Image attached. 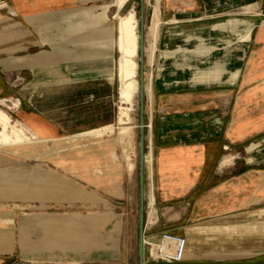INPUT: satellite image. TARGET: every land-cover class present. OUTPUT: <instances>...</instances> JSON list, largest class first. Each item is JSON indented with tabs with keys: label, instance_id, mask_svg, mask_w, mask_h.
Masks as SVG:
<instances>
[{
	"label": "crops",
	"instance_id": "crops-1",
	"mask_svg": "<svg viewBox=\"0 0 264 264\" xmlns=\"http://www.w3.org/2000/svg\"><path fill=\"white\" fill-rule=\"evenodd\" d=\"M0 1L12 11L0 8L2 59L42 45L41 17L80 7L95 8L106 0ZM114 1L105 9L115 7L117 18L119 8ZM188 1L187 8L181 0L163 2L164 19L176 23V29L167 30L176 46L166 47L175 50L208 45L221 49L168 57L164 53L165 68L154 88L153 112H147L148 142L151 131L155 152L153 180L159 218L153 226L147 225L146 238L162 235L171 247L176 236L186 237L180 243L183 259L159 264H264V0ZM231 13L248 16L217 21ZM250 27L254 29L248 43H237L236 51L226 48L228 40L237 41ZM116 38L112 36L110 45L103 46L109 50L105 55L89 53L90 57L66 74L30 82L23 89V101L14 98L13 106L5 109L3 105V109L10 113L8 109L18 108V123L30 134L45 138L116 124L119 81L117 58L112 54L117 50ZM111 137L103 139L110 141ZM115 150L119 155V149ZM106 167L107 161L105 166L96 162L93 186H115L110 181V167ZM122 173L123 194L109 192L117 203L128 202L133 189L134 173ZM6 213L10 216L0 214V241L5 229L14 230L15 213ZM243 213L248 214L245 220L215 222ZM61 217L51 214L40 218L50 238L31 243L21 236L25 253L32 249L37 254L58 256L29 259L30 263H91L86 255L110 248V241L122 231L121 220L110 215L92 213L86 220L78 219L77 214ZM73 218L79 225L65 227ZM32 220L22 218L21 228ZM88 224L94 227L89 230ZM155 225L156 233L147 235ZM102 227H106L105 233ZM1 248L12 250L14 243L7 248L0 244ZM126 250L120 244L118 251L103 258L115 259V254L120 258ZM148 254L146 246L147 264ZM24 261L13 264H26ZM123 263L128 264L126 260ZM0 264H5L3 257Z\"/></svg>",
	"mask_w": 264,
	"mask_h": 264
},
{
	"label": "rangeland",
	"instance_id": "rangeland-1",
	"mask_svg": "<svg viewBox=\"0 0 264 264\" xmlns=\"http://www.w3.org/2000/svg\"><path fill=\"white\" fill-rule=\"evenodd\" d=\"M111 1L114 0L101 2L95 8L80 7L41 17L42 22L40 29L43 35L42 45L30 52L14 54L0 59V106L2 107L4 105L5 109H7L5 106L12 107L14 98H19L23 101V89L29 85L30 82L50 79L60 73L66 74L71 68L75 69L79 61H83L90 57L91 54L89 53L101 56L108 53L109 50L104 49L103 46L110 45L112 36L114 38L117 37L116 27L119 21L118 18L114 17L116 12L115 7L110 6L107 10L105 9V6ZM145 1V26L147 29L152 11V4L155 0ZM163 2L164 0H161L162 16L164 15ZM181 2L184 8H187L189 1L181 0ZM141 5L142 0H130L121 11L122 14L126 15L130 10L134 9L139 17V32ZM0 8H4L7 12H12L9 5L5 2L0 1ZM178 11L179 9H177L176 13ZM180 11H182V9ZM69 15L72 16L68 19L67 16ZM246 16L248 15L231 13L229 16L221 17L217 21L231 17L245 18ZM162 18L163 23L156 63L153 67L152 76L150 77L149 73H146V82L151 78L153 98L154 88L159 84V81L162 80V74L164 73L165 66L162 61L164 53L166 49H168L166 46H176V42H173L167 34L169 28L176 29V23H169L168 21L171 18L169 20H165L164 16ZM180 29L181 28H177V30ZM242 49L247 52L246 46ZM162 50L165 51L163 52ZM112 54L115 58L119 56L116 49L112 51ZM139 60L140 56L138 58V61ZM135 109L137 114L136 121L138 124L136 128L137 166L133 172L134 179L133 189L130 194L131 197L130 199L128 198L129 201L126 203L114 202L109 192L106 191V188L102 189L92 184L96 162L97 165L100 164L101 166H105L107 161L108 167H111V160L103 153V149L100 146L98 147L99 144H94L92 145L93 147L90 146V150H81L77 153H73L71 157H51L49 159L40 160L34 158L28 159L15 153L0 150V197L2 195L4 196V199H0V214L9 217L10 215L6 212L15 213L14 230L5 229L4 240L0 241V244H3V248H7L14 243V249L12 250L0 249V251H4V254L0 255V257L5 259V264H13L19 261L23 262L24 260H28V262L24 261L26 264H35V262L30 263L29 259L39 261L43 258L54 259L58 257L57 254H54L52 257L49 256V253L37 254L34 253L32 249L27 250V253H25L21 248L20 241L22 237L25 241L31 243L41 238H50L47 228H44L43 222L41 223V217L56 214L67 218L68 215L77 214L80 216L78 219L86 220L92 213L110 215L115 219L121 220L122 231L119 234L117 233L113 242L112 240L110 241L111 245L113 243L110 248L94 250L92 255H86V258H89L88 260L93 262H85L83 264H124L123 262L125 260L128 264H139L140 104L138 99L135 102ZM146 109L150 114L153 112V110ZM8 111L11 113L9 114L12 116L13 120L18 123V108L8 109ZM148 113H146L147 129L149 124L147 119ZM115 134L112 135L111 140L114 138ZM30 135L33 137H41L40 134L36 133H31ZM82 141L87 142L86 140ZM108 142L109 141L103 140V143ZM48 145L52 147L53 143L50 142ZM111 148L119 149L118 152L121 157L119 145H113ZM115 153H117L116 150ZM115 161L119 162L117 159H115ZM32 166H34L35 169L33 172L29 169V167ZM22 218H33L34 220L29 223V226L21 228ZM77 224L79 225V222L74 221L73 218L71 222H66L64 225H67L65 227H71ZM86 227L90 230L94 226L88 224ZM157 227L158 225H155L154 228L148 230L147 235L156 233L155 229ZM105 228L106 227H102L104 233ZM56 235H59V233ZM105 235L107 236V234ZM119 243L122 247L127 249L126 253L120 258L116 257L117 255L115 254V259H108V261L104 260L105 258L103 257L105 254L110 251H118ZM111 256L113 257V254H111L110 257ZM64 258L68 257L64 256ZM148 261V264H159L162 262L151 256H149Z\"/></svg>",
	"mask_w": 264,
	"mask_h": 264
},
{
	"label": "bare ground",
	"instance_id": "bare-ground-1",
	"mask_svg": "<svg viewBox=\"0 0 264 264\" xmlns=\"http://www.w3.org/2000/svg\"><path fill=\"white\" fill-rule=\"evenodd\" d=\"M129 2L130 0H116L119 8V12L117 13V18L119 21L117 24L116 38L117 51L119 53L117 58V78L119 81L117 98V123L106 125L98 129H91L85 132L69 134L60 137H33L23 126H20L17 122H15L12 116L0 106V150L15 153L28 159L34 158L40 160L49 159L51 157H71L73 153H77L81 150H90V146L93 147L92 145L99 144L98 147L100 146L103 149V153L106 154V156L111 160V167L109 170L111 176L110 181L113 182V185H115L106 188V191L116 195L123 194L121 187L122 172L125 170L127 173L132 174L137 166L136 128L138 124L136 121L137 114L135 109V102L137 99L139 100L140 104V63L138 61L140 50L139 17L137 16L134 9L130 10L126 15L120 12ZM162 17L161 0H155L152 4L150 20L146 29L147 65L145 72V90L148 99V107L146 104V108L151 111L153 109V89L152 82L150 80L151 78H149V80L146 82V73H149L151 77L153 73V67L156 63L163 23ZM252 32L253 27H250L246 30V32L238 36L237 41L228 40L226 48L228 50L236 51V44L249 42ZM218 49L220 48L208 45H200L195 49H167L165 51V56L168 57L171 54L181 53H210ZM114 134L115 136L112 140H110L108 143H103V138L105 135L112 136ZM82 140H86L87 142H83ZM50 142L53 143L52 147H49L48 145ZM116 144L119 145L121 149V157L118 155V153H115V149L111 148V146ZM154 153L152 132L150 131L149 147L147 149L146 155V174L148 185V190L146 187V229L147 225L153 226L159 218V207L156 201L153 180L155 163ZM115 159H117L119 162L115 161ZM29 169L31 172L35 171L34 166L29 167ZM42 173L46 175L44 172ZM246 218H248V214L243 213L235 217L218 219L215 222L221 223L231 220H245ZM162 238H164L162 235H152L146 238L145 234L146 246H148L149 252H151V254H153L155 257H157L160 253L159 248L161 245L159 246V244ZM162 248L165 253L172 254L173 252V250L168 247L165 242Z\"/></svg>",
	"mask_w": 264,
	"mask_h": 264
},
{
	"label": "water",
	"instance_id": "water-1",
	"mask_svg": "<svg viewBox=\"0 0 264 264\" xmlns=\"http://www.w3.org/2000/svg\"><path fill=\"white\" fill-rule=\"evenodd\" d=\"M145 8L146 1L142 0L140 16V227H139V264H146V217H147V174H146V155L148 149V129L146 121L147 96L145 90V72H146V44L147 33L145 26Z\"/></svg>",
	"mask_w": 264,
	"mask_h": 264
},
{
	"label": "built area",
	"instance_id": "built-area-1",
	"mask_svg": "<svg viewBox=\"0 0 264 264\" xmlns=\"http://www.w3.org/2000/svg\"><path fill=\"white\" fill-rule=\"evenodd\" d=\"M161 239V238H160ZM160 248H159V255L157 257H155L153 254H151V252H149L150 256L152 258H155L157 260H160L162 262H165V263H175V262H179L183 259V249H182V246L180 245V243H183L186 241L185 238L183 237H177L176 236V242L173 243V245H171L170 248H172L173 252L172 254H169V253H165L164 250H163V246H164V242H165V238H162V240H160ZM179 242V243H177Z\"/></svg>",
	"mask_w": 264,
	"mask_h": 264
}]
</instances>
